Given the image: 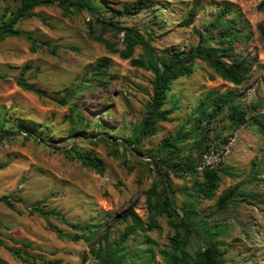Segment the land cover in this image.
<instances>
[{"label": "rangeland", "instance_id": "374dc122", "mask_svg": "<svg viewBox=\"0 0 264 264\" xmlns=\"http://www.w3.org/2000/svg\"><path fill=\"white\" fill-rule=\"evenodd\" d=\"M138 1L151 8L136 15L120 13ZM259 2L95 0V11L80 13L71 8L63 12L55 4L35 9L33 17L20 22L22 35L0 38V136L4 130L18 132L0 142V197H9L12 204L0 202V264H40L23 263L8 248L61 264H83L86 255L85 264H92L90 245L97 246L105 232L111 242L118 239L129 224L124 217L130 209L145 224L153 219L156 227L132 235L127 250L137 255V264H166L162 253L174 230L168 215L154 210L165 198L175 219L194 224L191 254L212 242L223 264H264V135L258 123L264 118V39L258 33L264 15L257 10ZM16 5L0 0V22L5 8L11 11ZM224 8L230 9L224 20L236 18L233 27L241 34L233 43L234 55L254 61L248 80L235 87L197 61L190 77L170 87L165 108L174 105L176 110L169 122L136 144L133 136L147 110L152 76L130 65L145 54L144 46H135L129 59L120 56L128 51L126 37L142 38L155 55L176 48L185 52L201 41V34L210 47H218V33L207 34L205 27ZM192 9L196 16L185 27L182 21ZM100 59L108 60L105 73L93 69ZM26 64L31 69L22 74ZM21 79L35 92L20 88ZM211 91L234 92L246 124L231 128L225 111L200 137L205 147L190 141L178 145L180 154L159 152L166 137L191 129L192 111ZM22 126L34 135L27 136ZM235 135L231 154L219 168L227 173H219L212 200L197 193L200 175L153 164L160 158L175 162L188 153L199 163L210 146L227 144ZM71 147L100 160L103 173L83 166ZM232 189L233 202L219 209V196ZM35 208L59 215L43 218L31 212ZM96 224L101 230L90 244L69 239L82 233L78 228Z\"/></svg>", "mask_w": 264, "mask_h": 264}, {"label": "trees", "instance_id": "16d2710c", "mask_svg": "<svg viewBox=\"0 0 264 264\" xmlns=\"http://www.w3.org/2000/svg\"><path fill=\"white\" fill-rule=\"evenodd\" d=\"M17 5L14 10L5 8L4 18L0 22V38L7 36H20L22 35L18 31V25L25 19L34 16L33 11L40 7H47L57 4L63 12L68 11L70 8L75 12L95 11V0H14ZM97 1V0H96ZM151 6L146 5L143 1H138L136 4L130 7H123L121 14L123 15H136L144 9H150ZM257 10L264 15V0H260L257 5ZM229 8H224L216 18L205 27V32L218 33L217 40L220 43L218 47H210L208 39H202L194 47L183 52L179 48L165 50L160 55H155L152 48L147 42H144L142 38L137 41H132L129 37H126L128 51L120 53L123 59H129L133 49L137 45L145 47V54L136 59L130 60V65L133 68L143 70L151 74L152 79L150 81L151 97L149 99L147 110L143 116L137 131L133 136V141L139 144L141 140L151 138L158 134L160 131V124L169 122L170 116L176 110L173 105L172 108L166 109L165 105L168 100V94L172 83L180 78H188L192 75L196 62L204 63L209 69H211L220 79L232 84L235 87L243 85L249 77L254 61L247 58H239L234 55L233 43L236 40L241 39L240 31L233 27V23L237 22L236 18L231 21L224 20L225 14L229 13ZM195 9L190 11L188 18L182 21V25L187 27L192 25L195 18ZM110 26H114L109 23ZM258 33L262 39H264V23L258 27ZM30 39V38H28ZM105 45V42H102ZM108 68V60H98L93 69L96 73H105ZM31 66L26 64L22 68V74L30 70ZM2 79L3 76L0 75ZM17 85L27 91H33V88L26 84L24 80H19ZM227 111V116L230 121V126L233 129H238L246 124V112L241 107L240 102L235 101L234 92L220 93L218 91L209 92L205 99L192 111V127L189 131L183 132L179 130L175 136L166 137L162 140L159 148V152H164L168 156L180 154L182 148L179 144H186L192 141L193 145L199 149L204 146V140L199 142L200 137L203 136L206 128L211 125L216 118ZM260 125L261 134L264 135V118L258 120ZM22 130L28 135L33 136V132L22 126ZM18 132H11L4 130L0 136V142L8 135H16ZM36 137V136H35ZM38 140L44 142L45 136L37 137ZM125 141V140H123ZM203 142V143H202ZM127 143V142H126ZM72 148V147H71ZM207 148V147H206ZM58 149V148H57ZM205 148H203V151ZM75 158L85 167L93 168L98 174L103 173L102 162L97 158H94L90 153H84L72 148ZM173 158V157H172ZM158 167L159 164L166 166L169 169H175L178 172H189L191 174H198L202 177L203 182H196L197 193L206 200H212L217 189L219 188L220 175L219 173H227L225 169L206 170L203 172H197L195 169L198 162L194 161V158L190 153L182 155L180 160L171 161L170 158H160L159 162H153ZM165 183L169 186L167 179ZM234 189L221 194L217 200L219 209L227 208L230 202H233L235 198ZM249 197V195H246ZM253 197V196H251ZM168 199H164L160 204H157L154 208L155 213H166L169 217V225L173 228L174 234L169 239L168 250L163 252L162 255L166 264H223L220 258L218 247L212 242L208 243L203 249H197L193 254L189 252V246L193 239V223L185 222L183 218L175 219L169 212L170 204ZM0 202L4 205L12 208L9 197H0ZM40 217L46 218L48 215L54 214L52 211H44L42 209L35 208L34 211ZM193 210L191 214H194ZM125 220L129 219V224L124 229V232L118 239L114 241L109 240V233L105 232L100 239H98L97 246L90 245L89 254L93 258L92 264H137L139 258L135 254H131L127 250V242L132 235L138 233H144L155 229V222L153 219L145 224L141 218L130 209ZM82 233L70 237L71 241L84 240L89 244L98 235L101 230V225H84V227L78 228ZM53 231L58 235L60 239L64 236L62 233L53 228ZM15 242V241H14ZM25 247H29L26 243H20ZM3 246L0 240V247ZM9 252L14 257L22 261L23 263L39 261L40 264H61L60 260L45 261L43 259L38 260L35 256H30L25 250L18 248H8ZM87 256H83V264L87 261Z\"/></svg>", "mask_w": 264, "mask_h": 264}, {"label": "built area", "instance_id": "2783aa9c", "mask_svg": "<svg viewBox=\"0 0 264 264\" xmlns=\"http://www.w3.org/2000/svg\"><path fill=\"white\" fill-rule=\"evenodd\" d=\"M262 114H264L262 112ZM236 142V135L228 140L227 144L217 143L210 146L202 155L196 170L203 172L206 170H215L223 165L225 160L230 156L232 146Z\"/></svg>", "mask_w": 264, "mask_h": 264}]
</instances>
